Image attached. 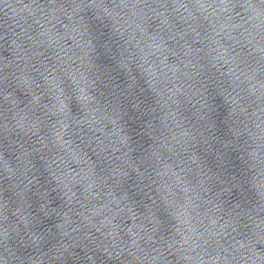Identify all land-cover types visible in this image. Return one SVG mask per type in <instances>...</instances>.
<instances>
[{
	"label": "water",
	"instance_id": "95a60500",
	"mask_svg": "<svg viewBox=\"0 0 264 264\" xmlns=\"http://www.w3.org/2000/svg\"><path fill=\"white\" fill-rule=\"evenodd\" d=\"M0 264H264V0H0Z\"/></svg>",
	"mask_w": 264,
	"mask_h": 264
}]
</instances>
